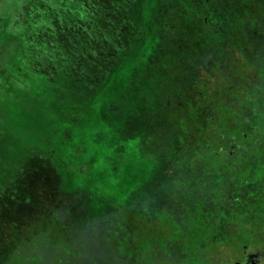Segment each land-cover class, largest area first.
<instances>
[{
  "label": "rangeland",
  "instance_id": "1",
  "mask_svg": "<svg viewBox=\"0 0 264 264\" xmlns=\"http://www.w3.org/2000/svg\"><path fill=\"white\" fill-rule=\"evenodd\" d=\"M14 2V11L23 10L26 18L25 0ZM61 7L48 8L42 20L29 23L32 29L41 28L30 49L33 56L15 49L6 63L8 70L17 63L12 74H0V111L6 110L5 122L10 126L8 137L0 131L1 138L7 137L0 141V264H139L133 248L141 242L135 239L147 237L138 223L139 201L152 189L164 188L161 181L166 174L157 171L153 158L158 154H151L150 149L135 147L121 161L108 152L126 140L129 122L137 127L136 132L139 121L143 130L153 124L151 109L166 124L163 127L177 131L186 105L174 94L182 76L188 78L190 88L202 87L206 96L238 90L236 102L246 100L243 89L256 90L255 104L250 107L263 113L264 0H64ZM12 25L24 32L21 41L25 43L27 25L16 20ZM231 37H235L233 58H226L228 64L224 57L215 66L211 54ZM245 48L249 61L239 55ZM5 53L0 51V61ZM235 70L240 82L232 81ZM166 131L160 138L152 134L146 140L151 144L168 139ZM115 141L118 144L112 147ZM235 143L225 139L217 146L204 145L213 153L222 150L219 154L230 164L237 161L231 154L238 152ZM239 143L244 169L242 174L236 170L237 178L248 185L256 178L251 174L261 159L253 155L255 151H247L251 144ZM257 147L264 149V139ZM197 153L204 156L205 151ZM197 162L183 164L180 178L188 183L185 188L200 184L198 180L189 183L187 178L200 175ZM92 167L95 171L87 179L84 174ZM114 168L119 170V180L111 177ZM256 176L258 180L260 175ZM222 177L221 173L217 180L222 182ZM235 178L232 173L228 186ZM209 179L214 183L212 176ZM87 192L100 203L111 198L126 201L125 193L140 194L128 209L109 207L113 212H103L104 216L100 212L96 220L86 211L92 201ZM242 194L247 196L245 190ZM225 195L231 202L233 195ZM155 196L152 203L158 206L170 198L166 191ZM238 206L244 211L242 202ZM150 210L141 219L147 221L153 236L160 229L159 218L149 216ZM171 211L174 222L184 219L185 214ZM260 219L264 228V213ZM221 222L220 226L227 223L235 231L257 234L261 242L247 243L264 257L263 228H255L250 220L240 225L236 210ZM210 230L211 236L215 234L214 228ZM230 230L223 233L228 242L223 239L217 249L206 239L201 256L212 264L242 263L239 243L243 241ZM155 254L154 264L182 258L178 252L171 257Z\"/></svg>",
  "mask_w": 264,
  "mask_h": 264
},
{
  "label": "trees",
  "instance_id": "2",
  "mask_svg": "<svg viewBox=\"0 0 264 264\" xmlns=\"http://www.w3.org/2000/svg\"><path fill=\"white\" fill-rule=\"evenodd\" d=\"M30 1L31 0H25L26 4L24 3V6H29L31 3ZM7 5H9V8ZM14 5V0H0V51L10 48L9 53L5 57V61L6 58L9 59L13 51L22 44L21 38L24 34L21 29L14 28L12 25L15 20H17ZM29 7L30 10L26 14V18L23 19L24 21H18L17 23L21 22V25H27L26 28H28V33L24 35L27 37L25 45L34 46L35 34L32 32L33 29L30 27L29 23L36 22V16L35 12L32 11L33 6L31 5ZM216 22L215 20L212 21L213 24ZM231 39V41L227 40L226 45H218L219 51L211 54L213 55L212 59L214 60L213 63L215 66L221 65L223 63L222 58L224 57L225 59L229 57L233 58L231 54L235 51V37H231ZM29 40L30 43H28ZM239 55H241V59L246 58L247 61L250 59V55H246L244 51L240 52ZM251 56L254 55L251 54ZM225 62L229 64L227 59ZM16 64H12L11 68L9 70L7 69V71L12 74ZM236 70L238 69L236 68ZM236 70L235 74H232V78L234 79L232 80L231 78V80L233 82L235 80L236 82L238 79L240 82L241 77ZM182 77L183 80H181L179 90H176L174 94L177 101H185L183 103H186V105L183 107L182 114L184 116H182L177 131H173V129H171L172 131L168 130L170 128L168 125L163 127L166 124H162L155 109H151L150 119L153 121V124L143 130L140 128L143 121H139L137 125L138 132H136L134 130H137V127L130 126L129 122L127 125L128 136L124 138L126 140H122V143L127 145L123 146L122 143H120L117 149L108 152L111 153V156L113 155L112 157L114 159L118 158L119 161H121L120 157L130 154L129 151L135 147L150 149L151 154H155V156L158 154V158H153V160H156L157 171L165 172L166 174L165 179L161 181L164 188L152 189V192L148 193L147 197H143V199L139 201L141 203L142 213L138 214V223H141V226L143 225L142 230H145L147 235L144 239H140V237H136L135 239L138 243L141 242V244L139 243L140 246L138 245L137 248L134 246L133 248V251L136 250L137 254L134 255L132 251L133 256L139 260V264H154L155 253L158 252H162L166 257H171L175 252H178V254L182 256V258L172 259L168 264H212L209 258L202 257L200 254V252L203 251V246H205V240L210 239L213 246L217 249L218 244L221 243L223 239H227V237H223V233L224 231L227 232L229 229H231L229 232L232 233L234 237L243 241L242 244L239 243L240 248L249 246L247 241H251L252 245L261 242L255 233L250 234L247 230L242 232L238 229L235 231L230 227L227 228V223L223 224L227 229H222L223 225H219V223H222V218L224 219L232 210H236L239 221H241L240 225H242V221L250 220L252 224H255V228H263L261 226L260 216L264 213V182L260 180L264 179V172L261 171L264 168V149L258 150L257 144L264 139V112H261L263 115H261L260 112L255 113L253 112L254 106L253 109L250 107V104H255L252 95L255 96L254 92H256V90L249 89L247 91L243 89L245 92L244 98H246V100L236 102L238 99L235 96V92H238V90H232L230 93L222 90V93L216 97L213 95L206 96L202 87L195 85L190 88L191 84L187 81L188 78ZM119 78H121V75ZM221 81L223 80L221 79ZM241 85H243V81ZM106 102L107 101H105V103ZM154 108L156 107L154 106ZM202 122H205V125H203ZM203 126L205 129L204 132L202 130ZM163 131L169 134L168 139L161 138L157 143L154 141L151 142V144L146 140L152 134H156L160 138L163 136ZM85 132L89 131L87 130ZM225 139H231L233 142H236V149L238 151L235 153L232 151L231 154L236 156L237 161L230 164H228L225 159L223 160V157L219 154L222 150L219 149L213 153L207 150L204 145L205 143L209 146V142L217 146L220 141ZM239 141L251 144V147L247 149V151H255L253 155L259 156L261 159L255 166L254 170L257 171L251 174L256 178L250 179L251 181L248 185H243L241 180L237 178V176L242 174L241 167L244 169L242 164L240 166L239 157L244 150ZM116 144H118L116 141L111 142L112 147ZM143 144L146 145V147ZM112 147L110 148L112 149ZM196 150H199V152L205 151L204 156L198 154ZM250 155L252 156V154ZM199 156L201 157L199 158ZM149 158L150 157H148V159ZM195 159L198 160L197 164L201 165V173L200 175L195 173L190 175L193 176L191 180H189V175H187V178H189V183L198 180L200 184L198 183L196 185L192 183V187L185 188L188 183L184 184L183 179L180 178L182 169H184L183 164L187 161L196 162ZM87 165L92 166L91 163ZM92 168H90L89 174H87L88 172L84 174L88 177L87 179H89L95 171V169L93 168V170ZM236 170L239 171L240 174H237ZM117 172L119 173L118 168H114L111 177L119 180ZM221 173L223 175L222 182L217 180V177L220 176ZM226 173H229V175H226ZM232 173L236 175L234 179L235 182L233 185L228 186L227 180L231 177ZM255 174H258V176L260 175L258 180ZM211 176L213 177L214 183H210L209 178ZM113 187L114 184L112 185V188ZM88 189L89 188H86V190ZM164 190L170 196L168 203L159 206L156 204L153 205L152 202L156 197L155 195H157L158 192L159 194L165 192ZM242 190L246 191L247 196L242 194ZM92 194L91 192L88 194V197H90L92 201L88 203L89 206L86 208V211L90 219L94 218L97 220L100 216V212L101 215L103 212L107 213L108 210L113 212L109 207H112L114 210L128 209V205L133 202L140 193L130 192L127 193V196H125V193L123 199H126V201L111 198L101 203L98 202V200L94 202L95 197L94 194ZM225 194L233 195L231 202L226 201ZM239 202L243 203L244 211L235 208L239 207ZM150 207L149 216L158 217L160 227L153 236L149 235L150 230L148 229L147 221L141 219V217L148 212V208ZM171 208L177 210L178 215L185 214L184 219L179 223L174 222L172 220ZM207 209L213 211L209 213ZM220 210L221 213L219 214ZM93 211H95V214ZM109 216L113 217L114 215ZM199 225L200 229L203 228L202 230L199 229L200 231L196 229V226L198 227ZM210 228H214L216 231L212 236L210 234ZM138 234H141V232ZM226 242H228V240H226ZM252 245L249 247H252ZM167 251L170 252L169 255H166V253H168Z\"/></svg>",
  "mask_w": 264,
  "mask_h": 264
},
{
  "label": "flooded vegetation",
  "instance_id": "3",
  "mask_svg": "<svg viewBox=\"0 0 264 264\" xmlns=\"http://www.w3.org/2000/svg\"><path fill=\"white\" fill-rule=\"evenodd\" d=\"M30 2L31 3L30 4L28 3V4H29V6H31V5L33 6L32 7V11L35 12V13L36 12L38 13L39 11L45 9L43 12H40L38 16L35 14L36 21L38 20V18L42 20V17L44 16L43 14L46 13V10L48 8H56L57 7L58 9L62 10V7L61 6L64 4V0H31ZM25 4H26V2H25ZM29 6H24L23 5V9L30 10V7ZM57 8H56V10H57ZM22 12H23V10L22 11H18V9L16 10L15 16L17 17V20H16L17 22L18 21H21V22L24 21L23 19L25 17H24V15H23ZM47 15H48V13H47ZM51 15L52 14H50V16ZM19 16L21 17V19H19ZM40 31H41V28L40 27L32 30V32L35 35H39ZM34 45H35V40H34ZM17 48H19L20 52L25 53V54L26 53H29L30 56H33V51L30 50V49H33L34 48L33 45L32 46L31 45L28 46V44L25 45V43H22ZM9 49L10 48H6L5 49V51L7 53H5V55L2 57V59L0 61V74H2L4 71H7V68H6L7 67V64L6 63H7L8 59L6 58V61H5V57L9 53ZM244 52L247 53V49L246 48L244 49ZM245 57H246V55H245ZM0 112L2 114L0 116V131H4V133L8 137L9 136V133H10V126L7 124V122H5V120H6V115H5L6 110H3L2 109ZM7 137H5V138H7ZM1 139H3V138H1V136H0V141H2ZM241 250H242V256L243 257H242V263H240V264H262L264 262L263 253H261L259 250L254 249V248L249 247V246H243V248Z\"/></svg>",
  "mask_w": 264,
  "mask_h": 264
},
{
  "label": "water",
  "instance_id": "4",
  "mask_svg": "<svg viewBox=\"0 0 264 264\" xmlns=\"http://www.w3.org/2000/svg\"><path fill=\"white\" fill-rule=\"evenodd\" d=\"M243 247H241V249H242ZM235 264H238V263H235Z\"/></svg>",
  "mask_w": 264,
  "mask_h": 264
}]
</instances>
